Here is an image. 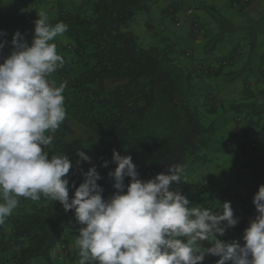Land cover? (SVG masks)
<instances>
[{"label": "trees", "instance_id": "trees-1", "mask_svg": "<svg viewBox=\"0 0 264 264\" xmlns=\"http://www.w3.org/2000/svg\"><path fill=\"white\" fill-rule=\"evenodd\" d=\"M183 1L0 0V30L6 32L3 39L9 42L19 30L31 43L33 22L41 11L52 24L62 21L68 25L63 36L54 41L64 65L50 77L56 86L67 83V117L45 151L50 155L67 154L73 162L68 173L69 184L75 182L69 188L70 198L74 187L82 182L81 170L93 165L102 177L97 183L104 190L103 197L115 191L107 175L115 168L111 162L113 149L130 155L139 178L144 180L166 172L169 165L182 164L185 187L181 192L190 199L198 201L204 196L206 206L216 208L210 195L203 192L214 177L219 181V203L231 202L239 218L232 236L243 244V230L256 214L253 195L264 184V140L247 143L242 138L254 127L264 134V80L246 83L241 92L244 98L229 101H233L230 107L237 112V120H245L247 126L242 137L236 129L229 131L224 153L236 151L245 162L233 169L234 177L223 169L217 171L208 155L215 133L213 118L220 111L225 113V101L220 100L216 85L228 82L227 75L235 77L239 73L224 72L235 64L238 49L231 47L228 54L220 51L231 43L239 47L240 40L225 42L218 34L204 37L198 15L188 22L187 32L176 34L181 27L178 6ZM199 1L204 3L199 11L212 20L217 16L218 25L226 28L228 36L233 35L229 31H238L218 15L213 3ZM228 2V8L238 13L250 4V0ZM139 13L146 16L140 33L135 35L128 28ZM191 13L189 10L187 14ZM10 50L9 43L0 54L7 55ZM217 51L219 57L214 55ZM197 52L208 55V61L199 58ZM260 63L264 65V55ZM73 131L83 135L75 136ZM78 150L90 157V163H75ZM104 161H108L107 167L101 166ZM245 170L248 175L243 179L240 175ZM191 188L198 193H190ZM79 227L73 212H65L59 202L43 195L38 201L21 197L18 207L0 225V264H76L74 237ZM225 235L218 238L225 240ZM211 259L215 264L218 257Z\"/></svg>", "mask_w": 264, "mask_h": 264}, {"label": "clouds", "instance_id": "clouds-1", "mask_svg": "<svg viewBox=\"0 0 264 264\" xmlns=\"http://www.w3.org/2000/svg\"><path fill=\"white\" fill-rule=\"evenodd\" d=\"M33 23L31 43L19 30L9 42L0 30V53L11 45L7 55L0 54V225L21 197L38 201L43 195L71 210L80 225L76 264H204L208 256L218 257L215 264H264V184L253 195L256 214L243 230V244L218 238L238 223L231 202L194 205L181 192L182 164L144 180L132 157L113 149L115 168L107 175L115 191L103 197L93 165L81 170L82 182L69 197L73 162L67 154L45 151L67 117V83L56 86L50 77L64 65L54 41L68 25L52 24L43 11ZM76 155V164L90 163L84 151Z\"/></svg>", "mask_w": 264, "mask_h": 264}, {"label": "rangeland", "instance_id": "rangeland-1", "mask_svg": "<svg viewBox=\"0 0 264 264\" xmlns=\"http://www.w3.org/2000/svg\"><path fill=\"white\" fill-rule=\"evenodd\" d=\"M229 0H208L207 2L212 4L216 7V11L218 15H220L225 21H227L232 26L236 27L238 31L230 32L229 34H233L232 36H228V32L224 26L218 25V17L215 16L214 20L210 19V16L207 15V13H203V1L199 0H186L181 2V6L179 8V14L178 18L181 23L180 29L175 31L176 34H184L188 31V22L192 20L193 17H196L198 15L200 25L202 26L201 33L204 37H208L210 34L215 35H222V40L225 42H230V40L236 42L239 41V47L236 43L228 44V48L226 46L220 51L222 54H228L231 47H236L238 51L236 52V62L235 64L227 67L224 69L225 74L228 73H236L239 72L235 77L232 75H227L226 80L228 82H222L216 85V92L219 95L220 100L223 102V105L225 106V113L222 115L221 111L220 113L216 114L213 118V125L215 129V133L211 137V141L209 144V151L208 155L211 159V164L216 167L217 171L221 172L225 170L226 173L230 174V176L234 177L235 172H233V169L237 167L238 165L243 166L244 165V158H241V155L238 154L236 151H233L232 153H224V141L227 139L229 131H232L233 129H236L238 136L242 137L243 133L246 129L247 123L245 120L241 119L240 121L237 120V112L230 107L231 103L230 100L240 101L244 98L245 94H241L242 90L244 89V85L246 83H250L251 81H254V79H260V82L264 80L261 77L264 76V65H262L261 62V56L264 55V0H250V4L245 6V10L242 13H238L235 10H230L228 8V2ZM198 9V10H195ZM191 10L192 13L188 15V11ZM213 14V13H209ZM213 15H216L213 14ZM145 14L139 13L136 16V20L134 23L130 24L128 31L132 32L135 35H138L141 29V24L143 23V20L145 18ZM155 19L159 20V17L154 16ZM254 28V29H250ZM211 35V36H212ZM232 37V38H230ZM205 39V38H204ZM183 46V44L181 45ZM188 48V47H186ZM219 49V48H218ZM228 49V51H227ZM200 50V49H199ZM199 58H204L208 61L209 56L205 54H201L200 52H197ZM220 53L214 52L215 57H219ZM235 54L234 52H232ZM226 56V55H223ZM214 87V89H215ZM221 95H226V98H223ZM243 97V98H242ZM79 129H82L83 131H87L79 126L76 125ZM75 136H80L82 133L78 131H73ZM83 135V134H82ZM81 135V136H82ZM80 136V137H81ZM65 139H69L68 136L64 137ZM84 138V137H83ZM245 141L248 143L250 141H261L264 140V134L258 131L255 127L250 128L248 130V133L246 134ZM238 140V139H237ZM244 141V140H243ZM69 142V141H68ZM70 144L78 145L76 143L69 142ZM236 140L233 141V144L235 145ZM256 143V142H255ZM259 149H256L255 154H257L260 151ZM212 172V170L210 171ZM248 171L245 170V172L240 175L241 178H245L244 176H247ZM214 180L210 183V185L207 183L206 189L204 190L203 194L210 195V200H213V205L218 208L220 206L219 196H220V184L218 180ZM192 180V179H191ZM189 184V183H188ZM180 190H184L185 183L178 185ZM190 193L196 194L198 193L197 189L191 188L189 190ZM184 194V193H183ZM186 196V194H184ZM188 195V193H187ZM209 197V196H208ZM194 205L195 204H203L208 205V201L205 200L204 196L201 197L198 201L190 199V196H186ZM234 227L228 229L226 231V239L225 241L231 242L234 240L232 236V232ZM37 263V261H34ZM33 262V263H34ZM211 264L214 262L211 259V256L206 257L204 263Z\"/></svg>", "mask_w": 264, "mask_h": 264}]
</instances>
